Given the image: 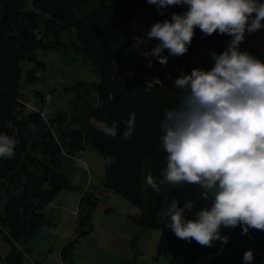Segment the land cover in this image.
<instances>
[{"label":"trees","instance_id":"16d2710c","mask_svg":"<svg viewBox=\"0 0 264 264\" xmlns=\"http://www.w3.org/2000/svg\"><path fill=\"white\" fill-rule=\"evenodd\" d=\"M32 1L0 0V134L15 141L14 157L0 158V242L9 245L4 255L0 250V264H24L30 256L32 239L50 223L44 209L61 191L76 190L75 182L86 179L85 171L74 176L68 171L67 158L82 157L87 147L103 157V189L123 195L138 208L132 217L138 231H161L158 259L169 264H194L203 258H209V264H245L243 255L252 250V264H264V231L250 229L243 234L242 226L222 227L228 243L216 240L206 247L179 239L169 227L170 218L162 214L173 200L181 208L191 201L193 209L184 216L195 219V212L213 202L211 192L203 198L199 185L160 183L167 164L161 124L184 95L175 87L176 78L195 68L210 71L212 54L227 50L232 37L218 31L205 35L196 28L187 53L173 56L165 50L168 63L162 65L158 58L144 55L139 39L145 38L150 52L159 43L146 36L151 26L171 19L173 13H185L186 5L158 8L147 0ZM64 35L72 40L63 39ZM201 50L207 52L194 65L193 55ZM39 51H61L72 62L78 57L93 67L96 81L74 80L63 86L71 94L68 110L44 114V94L39 91L35 94L39 107H27L24 79L37 63L44 67ZM132 113L135 128L125 140V122ZM114 123L117 135L112 138L101 129ZM108 157L114 161L110 165ZM148 175L159 192L146 183ZM99 201L90 191L82 194L75 236L61 249L66 264H74L76 246L91 233ZM137 237L131 244L134 257L118 264H143Z\"/></svg>","mask_w":264,"mask_h":264},{"label":"clouds","instance_id":"9594fccd","mask_svg":"<svg viewBox=\"0 0 264 264\" xmlns=\"http://www.w3.org/2000/svg\"><path fill=\"white\" fill-rule=\"evenodd\" d=\"M158 8L186 5L183 14L173 13L171 19L156 22L146 33L159 41L145 51L147 57L158 58L167 65L165 50L173 56L187 53L195 29L205 35L217 31L232 37L222 54H212L215 62L210 71L195 68L181 74L175 87L184 95L179 107L167 111L161 124L162 147L167 153L164 179L161 184L173 186L199 185L202 195H213L210 207L195 212V219H185L192 211L188 201L181 208L173 200L162 213L170 218V229L179 239L195 240L212 247L213 242L228 238L221 228L243 227L264 231V61L247 51H240L245 32L264 28V0H147ZM151 66V64L149 65ZM123 139L135 128V113L125 122ZM115 138L117 126L101 129ZM15 141L0 134V158H13ZM114 161L111 157L106 161ZM146 183L156 192L160 187L148 175ZM245 264H252L253 251L243 255Z\"/></svg>","mask_w":264,"mask_h":264},{"label":"rangeland","instance_id":"374dc122","mask_svg":"<svg viewBox=\"0 0 264 264\" xmlns=\"http://www.w3.org/2000/svg\"><path fill=\"white\" fill-rule=\"evenodd\" d=\"M33 1L29 0L31 4ZM29 4V5H30ZM157 5H155L156 7ZM63 39L71 41V35H64ZM141 51L147 50V42L144 37L139 39ZM240 51H247L260 59L264 56V28L253 33L245 32V40L239 45ZM58 52L39 51V56L45 64L28 73L27 79H24V93L28 109L38 108L39 101H35V94L39 91L44 94L41 97L43 113L50 114L58 109L68 110V100L70 95L64 92L63 86L67 82L74 80H85L89 83L97 80V76L92 71V65L89 62L81 63L82 58L71 61L64 54ZM206 50H201L193 55L194 65H198ZM61 55V57H59ZM215 62L213 61V66ZM43 67V69H42ZM29 78V80H28ZM45 78V80H44ZM39 79V82L36 83ZM44 80V81H43ZM33 82V84H30ZM36 83V84H35ZM31 98V99H30ZM37 102V103H36ZM67 169L73 173H87L86 179L75 182L76 190H63L54 200L55 205L62 204V211L54 210L52 213L47 209V218L53 222L52 225L43 226L41 232L32 239L30 256L24 261V264H34L35 257L40 253L48 255L47 259L52 264H60V250L65 246L68 240L72 239L76 232V212H79V201L81 194L85 191L97 190L98 185L102 184L104 179V160L103 157L91 147H87L84 155L78 158H67ZM72 168V171L70 169ZM80 168V169H79ZM79 170V171H78ZM103 188V187H102ZM103 198L113 208L105 212L98 210L93 214L92 231L88 234L74 250V264H117L122 259L134 257L132 248L124 256L122 251L123 242L118 245L119 234L121 232L133 235L135 228L128 219V215L135 209L134 205L123 195L112 191H105ZM48 207V206H47ZM46 207V208H47ZM51 219H50V218ZM121 233V235L123 234ZM132 233V234H131ZM137 248L143 264H169L165 263L163 258H157V246L160 240L161 231L158 229L136 233ZM69 243V242H68ZM9 245L0 242V250L4 255L7 253ZM35 264H39L38 262ZM194 264H209V258L198 260Z\"/></svg>","mask_w":264,"mask_h":264},{"label":"crops","instance_id":"0c3cea01","mask_svg":"<svg viewBox=\"0 0 264 264\" xmlns=\"http://www.w3.org/2000/svg\"><path fill=\"white\" fill-rule=\"evenodd\" d=\"M80 169V168H79ZM105 189H103L102 188V186H101V184H99L98 185V191L96 190H92V193H94L97 197H99L100 198V201H99V204H98V206H97V209H96V212L98 211V210H101V211H103V212H105V211H107V210H110V209H112L113 207L108 203V202H106V200L103 198V196H104V193H105ZM62 192V191H61ZM60 192V193H61ZM59 193V194H60ZM58 194V195H59ZM57 195V196H58ZM81 196H82V194H81ZM81 196H80V198L79 199H81ZM57 197H55V199H56ZM54 199V200H55ZM54 200L52 201V203L51 204H49L48 205V207L47 208H45L44 209V212L47 210V209H49V211L50 212H52V213H55V211L54 210H57V211H59V213H61V211H62V204H58V205H55L54 203H56V202H54ZM79 204H80V201H79ZM135 207V206H134ZM79 208V207H78ZM113 209H115V207L113 208ZM112 209V210H113ZM96 212H94V213H96ZM138 212H139V210H138V208L137 207H135V209H133V213L131 212L129 215H128V219L133 223V225H134V228H135V232L136 233H142L141 231L139 232L138 231V226L134 223V221H133V219H132V217L133 216H135L136 214H138ZM45 214H46V216H48V213L47 212H45ZM76 217H77V212H76ZM50 218V217H49ZM51 219V218H50ZM49 220V219H48ZM53 219H51V221H52ZM50 220H49V222L50 223H48V224H46V225H52V224H54L53 222H51ZM43 228V227H42ZM42 230V229H41ZM121 233H123V232H121ZM121 233L119 234V240H118V245L117 246H120V244L123 242L124 244H123V248H122V251L124 252V256H126V254H127V252L130 250V248H131V244H132V241H133V238L135 237V235H136V233H133V235H129V234H127V233H123L122 235H121ZM132 234V233H131ZM75 236V235H74ZM71 240V239H70ZM70 240H68L66 243H64L65 245L70 241ZM34 249L32 248V251H33ZM48 255H46L45 253H40V255H38L37 254V256L35 257V262H34V264L35 263H39V264H52L51 262H49L48 261V257H47ZM59 256H60V264H66L63 260H62V258H61V250H60V254H59ZM121 261V260H120ZM119 261V262H120ZM118 262V263H119ZM117 263V264H118Z\"/></svg>","mask_w":264,"mask_h":264}]
</instances>
